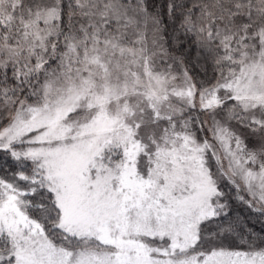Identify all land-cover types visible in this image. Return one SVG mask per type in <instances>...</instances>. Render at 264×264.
<instances>
[{"label": "snow or ice", "instance_id": "6c2138e0", "mask_svg": "<svg viewBox=\"0 0 264 264\" xmlns=\"http://www.w3.org/2000/svg\"><path fill=\"white\" fill-rule=\"evenodd\" d=\"M0 264H264V0H0Z\"/></svg>", "mask_w": 264, "mask_h": 264}]
</instances>
